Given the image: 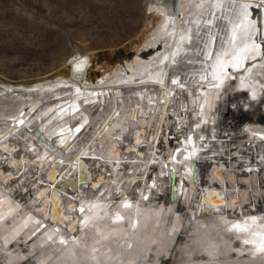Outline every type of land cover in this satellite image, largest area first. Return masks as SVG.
<instances>
[{"label":"bare ground","instance_id":"bare-ground-1","mask_svg":"<svg viewBox=\"0 0 264 264\" xmlns=\"http://www.w3.org/2000/svg\"><path fill=\"white\" fill-rule=\"evenodd\" d=\"M133 2L144 19H159L158 27L141 47L150 51L149 57L138 53L135 57L137 64L127 61L96 85L86 77L91 65L90 55L78 53L75 49L72 57L64 60V64H72V79L57 77L21 86L0 83V172L10 167L12 172L8 170L4 175L9 183L15 184L11 191L15 192L17 187L23 190L29 187L35 188L39 196L46 192L53 213L61 218L64 217L62 210L51 193L56 189L63 190L69 198L59 193L58 197L69 207L71 222L68 229L73 234L62 245L52 239L56 252L42 256L41 253L49 251L47 238L54 234L51 228H43L39 233L47 230L30 244L27 252L4 247L0 252L1 264H14L16 258L26 254H31L36 264H109L117 255L140 254L138 250L143 242L140 232L145 230V224L167 226L172 220L185 230L186 239L178 245L180 252L188 253L190 241L200 245L195 253L203 255L197 258L196 264H264L251 262L253 258L246 255L247 252L264 251V214H258L263 217L261 220L256 215L243 217L239 222H228L222 213L205 214L208 208L199 204L197 198L203 196L207 187L203 181L199 184L196 174L200 168L221 165L219 170H229L234 182L231 187L223 185L221 189L237 190L236 180L240 176H245L251 192L253 186H263L258 177L264 173V130L251 126L237 129L236 124L227 128L229 123L222 120L214 124L216 116L208 104L211 103L216 110L225 109L226 101L235 104L242 84H249L247 98L253 97L250 101H242L247 106L252 107L254 99L262 93L264 95V82L257 76L252 82L244 78L240 83L243 72L250 70L264 78V48L261 52L264 45V0ZM259 30L263 36L259 37ZM227 65H230L229 71L225 72ZM225 85L231 89L229 94L221 88ZM214 90L217 94L213 93ZM35 99L42 101L36 109ZM29 103L23 116L27 117L26 121L16 123L13 115L18 107ZM226 108L233 113L230 107ZM240 108L241 115L233 113L240 125L251 118L264 122L261 114L247 110L243 105ZM109 109H112L109 117L129 110L137 116L144 111L148 118L137 119L133 130L146 127L152 116L159 115L158 121L151 122L153 138L142 155L132 152L121 155L116 145L102 155L90 154L89 149L85 151L99 141L108 123L115 121L113 117L93 127L87 141H75L91 116L101 117ZM169 118L173 123H169ZM206 126H209L208 130H205ZM111 129L110 138L116 144H123L125 128ZM133 130L129 143L134 136ZM183 130L186 136H178L181 149L176 144L173 146L176 150H171L172 142L167 136L177 137ZM143 136L137 131L136 142ZM161 144L165 146V153L157 151ZM20 151L22 156L18 155ZM93 154H97V158L92 157ZM193 161H196V170ZM26 166L28 175L24 171ZM44 169L48 175H43ZM171 171L176 172L177 178L175 185L167 188L166 174ZM250 176H253V184L251 181L249 184ZM21 177L26 178L23 184L17 181ZM79 192L97 195L98 199H85L79 196ZM109 194L112 196L107 198ZM252 194L258 196L256 191ZM9 195L0 188V199ZM121 195L129 197L122 199L124 204L134 206L117 213L108 202ZM46 203L44 211H47ZM142 207L151 212L140 211ZM185 208L186 211H182ZM27 211L21 206L20 216L26 224L31 220ZM128 214V222L132 216L134 218L128 235L124 237L119 230L123 221L119 219ZM248 214H254V211L248 209ZM32 225L39 230L38 223ZM175 235L174 232L171 242ZM235 239L239 245L233 244ZM254 244L256 247L252 246ZM118 257L115 260L118 261Z\"/></svg>","mask_w":264,"mask_h":264},{"label":"water","instance_id":"water-1","mask_svg":"<svg viewBox=\"0 0 264 264\" xmlns=\"http://www.w3.org/2000/svg\"><path fill=\"white\" fill-rule=\"evenodd\" d=\"M258 35L259 37L261 35L263 36V33L259 30ZM263 48H264V45L261 47L262 53H263ZM262 60H264V53H263ZM244 65L245 64L242 65L241 69L243 68ZM252 65L254 64L252 63ZM229 67L230 65H227L226 67L227 70H225V72L229 71L228 69ZM260 75L261 74H257V75L254 74L253 72H251V70L248 72H243L242 77L240 76V83L242 84L244 78H248L249 81L252 82L254 81V79L256 80L257 77L259 79H262L261 81L264 82V78L260 77ZM211 80H215V78L214 79L212 78ZM253 84L254 82L252 83V85ZM226 86L227 85L221 86V88L223 89L225 88L226 94H229V91L231 89L227 88ZM248 88H249V84L247 85L242 84L238 88V90L241 93H240V96L237 99H235V104L232 105L229 103L230 101H226L224 103L225 109L218 108L216 110L213 106L211 107L212 105L211 103L208 104L209 109L212 111L211 113L212 114L215 113L214 115L216 116V119L213 120L214 124H217L222 120L223 122L227 121V123H229L228 124L229 128L233 126L234 124H236L235 126L240 125L239 123H237V117H233V113H235L236 116L241 115L242 112H240L241 110L240 107L242 105V101H245L246 99L247 101H250L253 99V97H250L249 99L247 98V96H249L250 94V90ZM213 93L217 94L216 90H214ZM262 94L257 99H254L253 101L254 105L252 107L247 106L245 108L247 110L250 109L251 111L254 110L257 114L259 115L261 114L262 116H264V113H262V111H264V95ZM256 100H258V102H256ZM33 102L34 104L37 103V105H34V108L42 104V101L39 102L37 101V99H35ZM28 105H30V103L26 105H21L20 107H18L17 112L13 115V118L16 121V123L23 124L24 121H26L27 117L24 118L23 116H24V113L28 111L29 109ZM227 106L230 107L231 110H233V113H231V111H229L226 108ZM111 113H112V109H109L105 111V113L101 117L96 116V115L91 116L89 118V121H87L88 125L84 124L86 126L84 127V129H82V131L80 132V135L78 136L77 134L75 135L77 136V139L75 141L77 140H82L83 142L87 141L90 138V135L92 134L91 131L93 127L96 128L99 125L98 123L102 120L107 119L109 115H111ZM158 116H159L158 114H155L154 116H152L153 117L152 120L149 122V125H147L146 127H141L139 130H133V123H135L137 119L141 121L142 119L148 118V116L145 114L144 111L142 112L140 111L139 113H137V116H136V113H133V111H130V110L120 112L117 116L112 115L111 117H113L115 121L113 122L111 121L110 124L108 123V127L104 129L105 132L102 135H100L99 141L97 142L98 144L96 143L94 144L93 147L86 148L85 151L89 149L90 154H92L93 152H97L102 155V154H107L109 148L112 145H116L118 147L117 152H119V154L121 155H126V153H129V152H132V154H135V155H142L145 149L147 148L146 146L148 147L150 146V141L153 138V133H152L153 129L150 126L151 122L154 123L156 120L158 121ZM232 120L234 121V123L232 122ZM169 123L170 124L173 123L171 118H169ZM247 126H251L255 128L257 127L259 128V130H264L263 120H258L257 118H251L249 120H246L243 125H240L239 129H243ZM112 127L115 129L121 128V127L125 128L124 133H123V137L125 138L123 141V144L121 143L116 144V142L110 138L109 134L112 131L111 129ZM208 129H209V126L208 127L206 126L205 130H208ZM132 130H133L134 136L132 137L131 143H129L131 139L130 132ZM137 131L142 132L144 135L142 139H140V141L138 142H136L137 139L135 138ZM174 132L176 133L177 131H174ZM181 135L186 136L184 130L181 131V134L177 135V137H174L173 135L167 136L170 138V142H172L171 150L173 151L176 150L175 148H173V146L176 144L178 145L177 147L180 148V144H179L180 139L178 138V136H181ZM195 135L196 134L194 133V136ZM105 144L108 145V148ZM7 145L9 146L10 144L7 143ZM163 147L165 146L161 144L157 148V151H161L165 153L166 151H165V148ZM18 155L22 156V152L20 151ZM93 155L94 156L92 157L97 158V154H93ZM192 166H193V169L196 170V167H197L196 161L192 162ZM1 167L2 166H0V168ZM219 167H221V165H216V166L211 165L209 168H206V169L200 168L198 170L199 175H198V172H196L199 178V181H198L199 184H202V181H203L204 185L207 187L203 196L200 197L198 195V198H197L199 204L203 203V207L208 208L205 214L211 215L212 213H216V214L222 213L228 219V222H239L241 221L243 217H249V216L253 217L256 215H257L256 218L258 220L263 219V217H258L260 216L258 214H261V213L264 214V173L261 172L260 176L258 177L259 181L262 182L263 186H260V187L253 186L252 187L254 194H255V191L256 193H258V196H256V194L253 195L252 194L253 192H251V190L249 189V186L247 185V181L245 180V178H243L245 176H240L236 180L239 185V188L237 190L235 191L226 190L225 191L221 189V186L223 185H228L231 187L232 185H234V182L231 179L230 173H228L229 170H226V169L219 170ZM28 169H29L28 166H26L24 169V171L27 172V175L29 172ZM32 169H35V166ZM8 170L9 172H12L10 171V167H7L2 173L0 172V188L1 190H4V192L10 194L9 197H7L6 199L4 198L0 199V252L2 251L4 247H10L12 249H17L18 251L23 250L27 252L30 249V244L38 240L44 234L43 232H45V230H47L48 228H51L54 234L50 236V238H47V240L50 242L48 246L49 251L43 252L41 253V255L49 256V255L54 254V252H56V249L54 248V246H52L53 244V242H51L52 239H55L58 242V244L62 245L65 243V241L69 240V238L73 236V234L70 233L68 229V225L71 222L69 220V216H70L69 207H66L62 201H59L58 193L61 195H65L67 197L68 195L63 190H59V189H56L55 191L53 190V192L51 193L52 198L56 200L58 207L61 208L62 210L61 212L64 216L62 218L60 216L57 217L53 213L52 202L49 200V197L47 196L46 192H44L43 196L42 195L39 196L38 195L39 193L38 191L35 190V188L29 189V187H26V188L24 187L25 190H23L22 187H17V188L15 187L16 188L15 192L11 191L10 188H13L15 184L9 183L6 175H4L5 173L8 172ZM42 172L44 176L48 175L47 174L48 171L46 169L42 170ZM19 173H21V171H19ZM220 173H223L222 176L220 175ZM15 177H17V175H15L14 178ZM176 178H177V174L175 171H171L166 174L165 182H166L167 188H172L175 185ZM25 179L26 178L21 177L17 181L23 184ZM250 181L253 184L254 182L253 176H250L249 184H250ZM65 183H67V181ZM43 184H45V182ZM46 191H48V188ZM82 194L81 192H79V196L85 199H89L92 197H94L95 200L98 199L97 195L88 196V194H83V195ZM111 196L112 195L109 194L107 195V198ZM123 198L126 199L129 197H127L126 195H121L119 198H115L116 200H109L108 205L114 211L116 210L117 213L126 212L127 207L132 208L134 205H132L131 207V204H124L122 200ZM71 199L73 200V198ZM213 199L215 200L213 201ZM48 200L50 201L51 204L49 203ZM45 201L47 202L45 205V207H47L45 208L47 209V211L43 210ZM233 201H235V203H233ZM21 206H24L26 210H28L27 211L28 215L27 214L26 215L31 217L30 222H32V224L33 223L39 224V230L34 229V225L30 224V222L27 224L23 222V219L20 216ZM248 209H250L251 211H254V214H248ZM140 211L151 212V210H148L147 207H142ZM182 211H186V208L183 209ZM129 216L130 215L128 214V215L120 217L119 219L120 221L121 220L123 221L121 224H119L120 226L119 230L122 231V234L124 237L128 235V232L132 225L131 223L133 222V218H134L132 216L131 221L128 222ZM145 226L146 227L143 228L145 230H143L142 232H140L141 230L139 231L141 234V238L143 237L142 238L143 242L141 243L139 250H138L140 254L135 255V256H131V255L124 256L123 254L117 255L119 256L118 257L119 260L118 261L117 259L115 260V258L117 257L115 256L114 259H112V261H110L109 264H196L195 262L197 258L200 257L201 254L197 252L195 253V251L200 247V245H197L196 243H193L190 241L188 243V248H189L188 253L189 254L184 253L183 250L182 252L179 251V248H178L179 242H182L184 239H186L185 230L181 229L182 226L177 227L176 222H174L173 220L167 226L164 224H161L160 227H157L154 224H145ZM43 228H47V229L39 233V231ZM170 230L172 231L170 232ZM174 232L176 233V235L174 237V240L171 242L172 240L171 237L174 235ZM236 240L237 239L234 240L235 243L233 242V244L238 243ZM170 242L171 244H169ZM244 244L249 245L247 241H244ZM252 246L256 247L255 244ZM129 247L130 246H128V248ZM49 248H52V249H49ZM178 253L180 254L178 255ZM246 255H248V257L250 258H253L251 262H261V263L264 262V251L261 253L260 252L258 253L247 252ZM0 261H1V255H0ZM14 264H36V261L35 259L31 257V254L30 255L26 254L23 257L16 258L14 260Z\"/></svg>","mask_w":264,"mask_h":264},{"label":"rangeland","instance_id":"rangeland-1","mask_svg":"<svg viewBox=\"0 0 264 264\" xmlns=\"http://www.w3.org/2000/svg\"><path fill=\"white\" fill-rule=\"evenodd\" d=\"M133 1L0 0V83L72 79V64L64 60L75 49L90 55L86 77L96 85L127 61L137 64L138 53L149 57L141 47L159 19L141 17Z\"/></svg>","mask_w":264,"mask_h":264}]
</instances>
